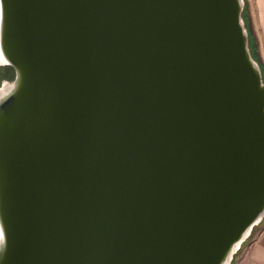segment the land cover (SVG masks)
I'll return each mask as SVG.
<instances>
[{
    "label": "water",
    "instance_id": "1",
    "mask_svg": "<svg viewBox=\"0 0 264 264\" xmlns=\"http://www.w3.org/2000/svg\"><path fill=\"white\" fill-rule=\"evenodd\" d=\"M245 3L0 0V264H232L264 219Z\"/></svg>",
    "mask_w": 264,
    "mask_h": 264
},
{
    "label": "crops",
    "instance_id": "2",
    "mask_svg": "<svg viewBox=\"0 0 264 264\" xmlns=\"http://www.w3.org/2000/svg\"><path fill=\"white\" fill-rule=\"evenodd\" d=\"M257 25L258 50L264 63V0H250ZM235 264H264V227L247 244Z\"/></svg>",
    "mask_w": 264,
    "mask_h": 264
},
{
    "label": "rangeland",
    "instance_id": "3",
    "mask_svg": "<svg viewBox=\"0 0 264 264\" xmlns=\"http://www.w3.org/2000/svg\"><path fill=\"white\" fill-rule=\"evenodd\" d=\"M245 2L246 3H245L243 15H244V18L246 21V25L249 29L251 50H252L253 55L261 62L262 66H263V70H264V63H263V60L261 58L260 52L258 50L257 25H256L255 17H254V10L252 8L253 3H250V0H245ZM4 67H5L4 65H0V76H2L4 74V72H3ZM7 74H8V72H7ZM0 79L2 81V79H4V78H0ZM263 227H264V219L262 220V222L259 225H256L254 227L251 235L242 244L241 248L235 254V257L233 259L232 264H235V261L237 260L239 255L243 252V250L246 248L247 244H249L250 241H252L256 237V235L260 232V230Z\"/></svg>",
    "mask_w": 264,
    "mask_h": 264
},
{
    "label": "trees",
    "instance_id": "4",
    "mask_svg": "<svg viewBox=\"0 0 264 264\" xmlns=\"http://www.w3.org/2000/svg\"><path fill=\"white\" fill-rule=\"evenodd\" d=\"M261 66H262V64H261ZM262 69H263V66H262ZM3 72H4V74L2 76H0V78H6V77L12 78L14 75V70L9 66H5ZM7 72L9 75L7 74ZM263 72H264V70H263ZM0 82H1V79H0Z\"/></svg>",
    "mask_w": 264,
    "mask_h": 264
},
{
    "label": "bare ground",
    "instance_id": "5",
    "mask_svg": "<svg viewBox=\"0 0 264 264\" xmlns=\"http://www.w3.org/2000/svg\"><path fill=\"white\" fill-rule=\"evenodd\" d=\"M0 61H2V58H1V56H0Z\"/></svg>",
    "mask_w": 264,
    "mask_h": 264
}]
</instances>
